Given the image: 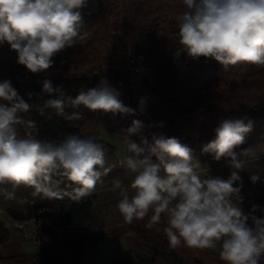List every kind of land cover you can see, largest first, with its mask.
Here are the masks:
<instances>
[{
  "label": "clouds",
  "instance_id": "1",
  "mask_svg": "<svg viewBox=\"0 0 264 264\" xmlns=\"http://www.w3.org/2000/svg\"><path fill=\"white\" fill-rule=\"evenodd\" d=\"M89 0H0V46L7 44L17 54L16 63L32 74L45 75L42 105L26 101L9 79L0 81V196L15 200L20 186L33 189L34 197L80 202L93 195L106 165V147L91 138L68 135L60 142L38 139L34 120L22 114L35 108L39 115L66 120L83 118L81 106L90 112L135 115L125 106L121 93L102 77L95 87L75 97L53 86L48 70L53 57L85 41L83 12ZM184 11L176 16L177 38L193 60L213 59L227 70L246 64L264 68V0H181ZM33 93H28L31 100ZM145 98L139 100L141 114ZM50 110V111H48ZM160 126H163L162 124ZM23 129L24 135L20 134ZM145 125L135 119L125 131L127 155L122 166L133 174L128 186L115 179L116 208L127 224L145 220L146 229H161L170 249L216 250L223 264H261L264 258V218L245 213L240 204L245 170L255 159L253 146L242 148L253 122L224 120L215 129V139L202 152L215 161L224 159L231 169L227 178L201 175L202 164L193 150L175 137L144 135ZM140 136L137 143L130 139ZM155 158V160H153ZM252 183L259 174L250 176ZM7 185H11L9 190ZM23 202V201H22ZM151 214V215H150ZM251 220V225L248 221ZM7 227V225H5Z\"/></svg>",
  "mask_w": 264,
  "mask_h": 264
},
{
  "label": "trees",
  "instance_id": "2",
  "mask_svg": "<svg viewBox=\"0 0 264 264\" xmlns=\"http://www.w3.org/2000/svg\"><path fill=\"white\" fill-rule=\"evenodd\" d=\"M183 11L181 0H98L96 14H90L87 5L82 12L90 36L53 57L48 78L53 86L75 97L104 77L135 115L90 112L81 106L68 111H78L83 118L69 121L55 115L48 119L47 112L41 116L33 108L22 115L36 122L37 138L57 143L68 135L91 138L106 147L107 163L115 157L116 147L100 139L101 135L105 132L127 137L125 130L135 119L144 123L143 133L149 140L152 133L175 137L196 152L215 139V129L224 120L264 119V68L243 72L244 64H237L225 70L213 59L188 57L177 38L175 18ZM4 53L0 50V81L9 79L26 101L42 105L49 98L41 93L39 82L45 75L32 74L17 64L14 51L9 57ZM140 54L144 59H137L136 65L142 63L156 70L155 81L142 79L150 95L147 113L143 114L133 95L139 73L133 76L130 65L132 56ZM29 92L33 93L31 100ZM20 134L24 135L22 128ZM130 139L140 142L139 135ZM110 193L105 195L107 199L96 191L80 202L65 197L9 209L14 219L41 222L42 242L38 251L30 254L21 248L23 237L12 235L0 221V264H86V258L111 235L106 218L124 221L116 208L118 192ZM257 205L255 216L264 218V192ZM0 207H4L1 201ZM147 219L124 222L128 245L136 252L139 264H223L218 252L211 249H170L163 225H158L160 231L146 229Z\"/></svg>",
  "mask_w": 264,
  "mask_h": 264
},
{
  "label": "rangeland",
  "instance_id": "3",
  "mask_svg": "<svg viewBox=\"0 0 264 264\" xmlns=\"http://www.w3.org/2000/svg\"><path fill=\"white\" fill-rule=\"evenodd\" d=\"M185 10V9H184ZM88 11L90 14H96L98 12V0H89L88 3ZM84 18V17H83ZM87 29V20L84 18L82 31H86ZM0 50L4 53L5 56L9 57L11 55V51L7 44L1 46ZM137 56H132L137 60ZM139 66L143 67L142 72H140L134 81L133 85V95L134 102H136L139 106V100L141 98H145L146 103L149 100V92L148 89L144 87L142 79L147 77L150 81H155L156 78V70L153 66H148L140 63ZM255 66H249L244 64L242 67V71H248ZM137 75V74H135ZM140 109V106H139ZM143 113H147V108L145 104V108ZM252 121V120H251ZM253 122V130L247 134L245 143L237 149L240 151L242 148H247L249 146H253L256 153L255 159H249L248 163L245 165V170L240 172V176L243 180V187L240 192V196L243 198V203L240 204V207L245 213L251 212L253 205H257L258 198L261 193L264 192V119L252 121ZM247 123V121H246ZM112 145L116 147L115 157L108 161L105 167H111V171L104 177H102L103 183L97 185V190L103 197L107 194H111L112 184L115 179H120L125 186H128L130 181L133 178V174H130L125 167L122 166L121 161L124 156L127 155L126 152V144L125 139L122 134H110L103 133L100 137ZM194 157L199 159L202 164V176L212 175V176H221L223 178H227L230 175L231 169L229 166H218L220 164L226 163L224 159L220 161H215L212 158L211 154L203 153L202 151L196 152L193 151ZM208 166H217L214 169L211 168L210 172H207L205 168ZM252 174H259L260 180L256 183H252L250 180V176ZM6 187L11 190V185H7ZM33 189L20 186L16 190V199L15 200H5L3 196H0V201L4 205V207H0L5 209L7 213L1 217L7 218L9 216V209L15 208H27L29 206L40 205L45 202H54L55 199H44L41 197H34L32 195ZM110 197V196H108ZM107 199V197H105ZM23 201V202H22ZM257 211L252 214L255 215ZM109 221V235L103 245L97 250L95 253L89 255L86 258V264H139V259L134 250L130 248L127 241V228L124 225V221L119 220L117 217H108L106 218ZM251 225V220L248 221ZM12 235H17L23 237L24 241L22 245L28 241L24 236L16 231L11 232ZM29 242V241H28ZM39 246L28 245L26 250L28 253H36L38 251ZM215 252H219V246Z\"/></svg>",
  "mask_w": 264,
  "mask_h": 264
},
{
  "label": "built area",
  "instance_id": "4",
  "mask_svg": "<svg viewBox=\"0 0 264 264\" xmlns=\"http://www.w3.org/2000/svg\"><path fill=\"white\" fill-rule=\"evenodd\" d=\"M1 48V46H0ZM6 53V52H5ZM137 59L143 60L144 55H138ZM130 65L132 67V71L137 74L142 72L143 67L136 65V59H130ZM7 213V211L3 208L0 209V221L5 225H7V229L11 232L16 231L24 236L31 244L39 246L42 242V237L39 230V224L41 222H37L35 219H26V220H18L12 218L10 215L7 218L1 217L3 214ZM2 214V215H1Z\"/></svg>",
  "mask_w": 264,
  "mask_h": 264
},
{
  "label": "crops",
  "instance_id": "5",
  "mask_svg": "<svg viewBox=\"0 0 264 264\" xmlns=\"http://www.w3.org/2000/svg\"><path fill=\"white\" fill-rule=\"evenodd\" d=\"M228 166V164H227V162L226 163H223V164H220V165H218V166ZM215 167H217V166H208L207 168H205V170L207 171V172H210V169L211 168H215ZM201 172H202V169H201ZM33 245V244H31L30 242H28V241H26L22 246H21V248L24 250V251H26L27 252V250H26V247L28 246V245Z\"/></svg>",
  "mask_w": 264,
  "mask_h": 264
},
{
  "label": "water",
  "instance_id": "6",
  "mask_svg": "<svg viewBox=\"0 0 264 264\" xmlns=\"http://www.w3.org/2000/svg\"><path fill=\"white\" fill-rule=\"evenodd\" d=\"M133 76H135V73L133 72Z\"/></svg>",
  "mask_w": 264,
  "mask_h": 264
}]
</instances>
